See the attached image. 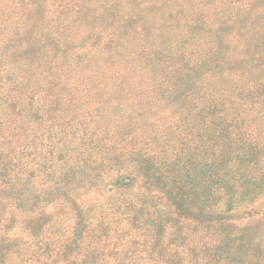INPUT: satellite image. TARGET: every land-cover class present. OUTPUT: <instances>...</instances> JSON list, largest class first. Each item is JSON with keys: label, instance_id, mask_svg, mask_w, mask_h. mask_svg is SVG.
Here are the masks:
<instances>
[{"label": "trees", "instance_id": "1", "mask_svg": "<svg viewBox=\"0 0 264 264\" xmlns=\"http://www.w3.org/2000/svg\"><path fill=\"white\" fill-rule=\"evenodd\" d=\"M17 1L0 264H264V0H182L137 41L110 24L134 0Z\"/></svg>", "mask_w": 264, "mask_h": 264}, {"label": "rangeland", "instance_id": "2", "mask_svg": "<svg viewBox=\"0 0 264 264\" xmlns=\"http://www.w3.org/2000/svg\"><path fill=\"white\" fill-rule=\"evenodd\" d=\"M136 4H133L129 11L128 15L122 19L121 16H117L120 12L119 9H112L111 11V21L114 23H110L114 27H121L123 26L127 21L133 20L131 22V27H129V31L135 29V35L133 36V40L137 41L144 33V31L147 32H154L156 31L153 28L158 29L162 23H166V21H170L173 19L171 14H169L171 11H175V9L180 6H183L180 2L182 0H134ZM17 0H9V3L6 4L3 9H1V12L6 10L8 13L5 14L6 18H9L10 15H15V9L19 7V4H17ZM171 4V7L168 9L167 5ZM31 8V16L42 18L45 12L44 6H40L38 3L35 5L30 4ZM175 8V9H174ZM183 8H186L187 11L191 10V4L188 3L186 6H183ZM168 11H170L168 13ZM120 19H122L120 21ZM215 21L217 19L214 18ZM237 18H233L229 21V23H237ZM2 23H10L6 19H1ZM183 23V21H182ZM256 37V36H255Z\"/></svg>", "mask_w": 264, "mask_h": 264}]
</instances>
